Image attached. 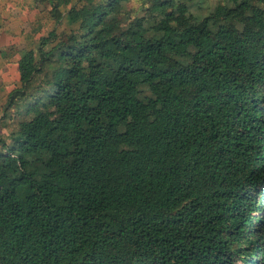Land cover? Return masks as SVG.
Instances as JSON below:
<instances>
[{
	"label": "trees",
	"instance_id": "16d2710c",
	"mask_svg": "<svg viewBox=\"0 0 264 264\" xmlns=\"http://www.w3.org/2000/svg\"><path fill=\"white\" fill-rule=\"evenodd\" d=\"M208 1L54 8L0 117V264H264V0Z\"/></svg>",
	"mask_w": 264,
	"mask_h": 264
},
{
	"label": "crops",
	"instance_id": "0c3cea01",
	"mask_svg": "<svg viewBox=\"0 0 264 264\" xmlns=\"http://www.w3.org/2000/svg\"><path fill=\"white\" fill-rule=\"evenodd\" d=\"M77 2L0 0V86H4V81L9 78H19V62L22 53L31 49L32 39L46 35L47 25L52 26V31L55 30L57 19L53 16L54 8L58 7L66 15Z\"/></svg>",
	"mask_w": 264,
	"mask_h": 264
},
{
	"label": "rangeland",
	"instance_id": "374dc122",
	"mask_svg": "<svg viewBox=\"0 0 264 264\" xmlns=\"http://www.w3.org/2000/svg\"><path fill=\"white\" fill-rule=\"evenodd\" d=\"M219 1L220 0H209L208 2H206L205 4H204V8H205V10H209V9H213V8H215L216 6H217V4L219 3ZM140 4H141V2L140 1H137V2H134L131 6H130V8H135V9H137V8H139L140 7ZM195 9H197V8H195ZM198 11H201V9H198ZM197 11V12H198ZM52 26H49V25H47V27L45 28L46 30V32H45V34H47V33H49V32H51L52 31V29H50ZM44 31V30H43ZM40 33H42V32H40ZM39 39H37V40H33L32 39V41H31V48H36V46L38 45V41ZM1 80V79H0ZM17 81H18V78H9V79H7L6 81H4V86H0V117L2 116V114H3V108H4V105L6 104V101H7V96H8V94L10 93V91H12L14 88H15V86H16V83H17ZM23 119V117L22 116H20V118L18 119V120H16L15 121V123L14 122H11L10 124H8L9 125V128L8 129H5L4 131V133H5V135L7 136V137H9V135L11 134V132H13L14 130H16V127H17V123L19 122V121H21ZM9 142L11 143V141L9 140ZM1 167L3 168V169H5L6 171H11V160H9V161H7V162H3L2 164H1ZM259 216V214L258 213H255V217H258Z\"/></svg>",
	"mask_w": 264,
	"mask_h": 264
}]
</instances>
